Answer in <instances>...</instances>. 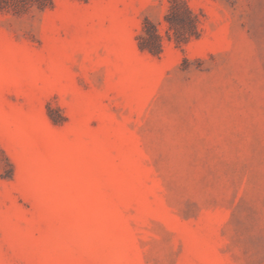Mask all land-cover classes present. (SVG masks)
Instances as JSON below:
<instances>
[{
  "label": "rangeland",
  "instance_id": "1",
  "mask_svg": "<svg viewBox=\"0 0 264 264\" xmlns=\"http://www.w3.org/2000/svg\"><path fill=\"white\" fill-rule=\"evenodd\" d=\"M0 264H264V0L0 11Z\"/></svg>",
  "mask_w": 264,
  "mask_h": 264
},
{
  "label": "trees",
  "instance_id": "2",
  "mask_svg": "<svg viewBox=\"0 0 264 264\" xmlns=\"http://www.w3.org/2000/svg\"><path fill=\"white\" fill-rule=\"evenodd\" d=\"M51 2L52 0H0V11L19 14L32 6L42 9ZM165 20L168 23V30L172 31L177 43L186 42L190 37L198 35V17L184 2L171 1ZM138 47L141 51H147L152 55L161 53L162 37L156 27L149 22L145 23L143 34L138 38Z\"/></svg>",
  "mask_w": 264,
  "mask_h": 264
}]
</instances>
